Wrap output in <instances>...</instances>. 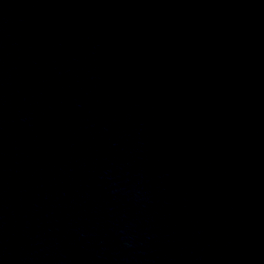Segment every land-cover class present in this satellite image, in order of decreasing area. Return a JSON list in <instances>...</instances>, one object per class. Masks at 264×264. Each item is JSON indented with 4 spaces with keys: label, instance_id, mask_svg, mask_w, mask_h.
<instances>
[{
    "label": "water",
    "instance_id": "1",
    "mask_svg": "<svg viewBox=\"0 0 264 264\" xmlns=\"http://www.w3.org/2000/svg\"><path fill=\"white\" fill-rule=\"evenodd\" d=\"M0 264H264V0H0Z\"/></svg>",
    "mask_w": 264,
    "mask_h": 264
}]
</instances>
